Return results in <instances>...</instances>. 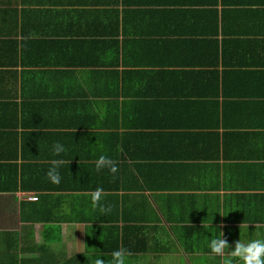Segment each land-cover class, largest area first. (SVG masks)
Wrapping results in <instances>:
<instances>
[{
    "label": "crops",
    "instance_id": "obj_1",
    "mask_svg": "<svg viewBox=\"0 0 264 264\" xmlns=\"http://www.w3.org/2000/svg\"><path fill=\"white\" fill-rule=\"evenodd\" d=\"M210 4L0 0V254L222 264L221 232L264 240V0Z\"/></svg>",
    "mask_w": 264,
    "mask_h": 264
},
{
    "label": "clouds",
    "instance_id": "obj_2",
    "mask_svg": "<svg viewBox=\"0 0 264 264\" xmlns=\"http://www.w3.org/2000/svg\"><path fill=\"white\" fill-rule=\"evenodd\" d=\"M52 151L55 156H60L65 152V147L61 143L56 142L52 146ZM63 163L62 159L51 161V166L46 173L50 182L57 185L61 182L59 169ZM95 167L98 172L102 169H108L113 175L118 171L116 162L105 155H101L96 160ZM104 195L103 188H96L90 193L91 204L93 208H99L103 214H107L111 211V208L101 204ZM209 248L214 256L221 258L222 264H233L234 260H239L241 264H264V240L256 239L246 243L238 240L230 250V243L226 238H223V233L221 232L219 237L210 241ZM129 255L130 253L127 249L120 248L112 253L111 260L105 261V259L99 257L94 261V264H128Z\"/></svg>",
    "mask_w": 264,
    "mask_h": 264
},
{
    "label": "trees",
    "instance_id": "obj_3",
    "mask_svg": "<svg viewBox=\"0 0 264 264\" xmlns=\"http://www.w3.org/2000/svg\"><path fill=\"white\" fill-rule=\"evenodd\" d=\"M205 3H211L210 5L214 6L215 8L220 5L221 3H225V0H204ZM186 5H190L191 1H187ZM202 3V1H200ZM194 5V4H193ZM224 7V6H223ZM218 12V11H216ZM218 19V18H217ZM12 245V244H11ZM12 255H2L0 254V264H38L31 259H25L24 257H20L19 254L16 252L15 254L11 253ZM73 258L69 262H65L64 264H71ZM73 264V263H72Z\"/></svg>",
    "mask_w": 264,
    "mask_h": 264
},
{
    "label": "rangeland",
    "instance_id": "obj_4",
    "mask_svg": "<svg viewBox=\"0 0 264 264\" xmlns=\"http://www.w3.org/2000/svg\"><path fill=\"white\" fill-rule=\"evenodd\" d=\"M3 238L1 237V234H0V250H5V249H7L6 247H5V244H3ZM51 254V252H48L47 254H46V257H48V255H50ZM44 261V260H43ZM43 264H48V263H46L45 261H44V263Z\"/></svg>",
    "mask_w": 264,
    "mask_h": 264
},
{
    "label": "built area",
    "instance_id": "obj_5",
    "mask_svg": "<svg viewBox=\"0 0 264 264\" xmlns=\"http://www.w3.org/2000/svg\"><path fill=\"white\" fill-rule=\"evenodd\" d=\"M30 198H33V196L31 195Z\"/></svg>",
    "mask_w": 264,
    "mask_h": 264
}]
</instances>
